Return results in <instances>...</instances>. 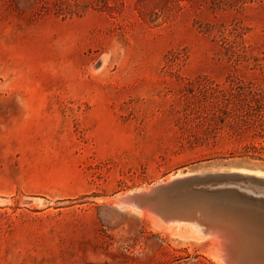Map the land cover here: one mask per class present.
<instances>
[{
  "label": "rangeland",
  "instance_id": "obj_1",
  "mask_svg": "<svg viewBox=\"0 0 264 264\" xmlns=\"http://www.w3.org/2000/svg\"><path fill=\"white\" fill-rule=\"evenodd\" d=\"M248 102L264 104V0H0V264H222L115 196L264 170L243 148L264 119L189 140Z\"/></svg>",
  "mask_w": 264,
  "mask_h": 264
},
{
  "label": "water",
  "instance_id": "obj_2",
  "mask_svg": "<svg viewBox=\"0 0 264 264\" xmlns=\"http://www.w3.org/2000/svg\"><path fill=\"white\" fill-rule=\"evenodd\" d=\"M258 169L194 170L115 199L163 221L199 222L229 245H242L253 264H264V175Z\"/></svg>",
  "mask_w": 264,
  "mask_h": 264
},
{
  "label": "trees",
  "instance_id": "obj_3",
  "mask_svg": "<svg viewBox=\"0 0 264 264\" xmlns=\"http://www.w3.org/2000/svg\"><path fill=\"white\" fill-rule=\"evenodd\" d=\"M196 127H200L202 130V135L198 132L193 133L189 140L191 142H197L200 139H203L205 136L204 133H214L215 130L220 128V124H227L229 127L233 128L234 133H239V128L241 125H253L255 122L254 117H257L261 122L264 119V104L263 103H245L236 105L232 108L227 106H222L219 110H210L204 115L197 116ZM233 121H232V120ZM261 131H257L255 134L259 137H264V126L262 123ZM243 148L246 152H250V155H255L254 153H259L264 150V143L258 142V145L255 143H247L243 145Z\"/></svg>",
  "mask_w": 264,
  "mask_h": 264
},
{
  "label": "bare ground",
  "instance_id": "obj_4",
  "mask_svg": "<svg viewBox=\"0 0 264 264\" xmlns=\"http://www.w3.org/2000/svg\"><path fill=\"white\" fill-rule=\"evenodd\" d=\"M255 173L259 174V175H264V173L261 172L259 169L256 170ZM180 174H181V172L178 171L175 175L170 174L167 178L171 179L175 176H181ZM129 192H131V191H129ZM119 195H121V194H119ZM119 195H117V196H119ZM128 209L134 210L136 212H144V211L136 210V209L131 208V207H128ZM163 223L164 222H162V224ZM166 223H168V225L171 227L175 226L172 228H176V226L184 225L185 227L191 228V230L193 229L194 232H197V235L194 234L195 236H197L199 238H202V237L209 238L214 244L215 255L221 260L222 264H253L254 262H256L255 260H253L254 258L251 259V257H249L248 254H246L248 259L245 258L246 257L245 253L241 251L242 247H243L242 245H240V244L239 245H235V244L229 245L220 235H218L216 232H213L212 230L206 228L203 224H201L199 222L187 221V220H173V221L170 220ZM160 224H161V222H160ZM163 226H165V225L163 224ZM237 247H239L238 250H236Z\"/></svg>",
  "mask_w": 264,
  "mask_h": 264
}]
</instances>
